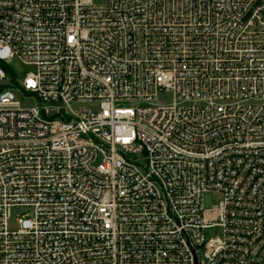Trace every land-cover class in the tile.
I'll use <instances>...</instances> for the list:
<instances>
[{"label": "built area", "instance_id": "2783aa9c", "mask_svg": "<svg viewBox=\"0 0 264 264\" xmlns=\"http://www.w3.org/2000/svg\"><path fill=\"white\" fill-rule=\"evenodd\" d=\"M13 59L0 264H264V0H0Z\"/></svg>", "mask_w": 264, "mask_h": 264}, {"label": "rangeland", "instance_id": "374dc122", "mask_svg": "<svg viewBox=\"0 0 264 264\" xmlns=\"http://www.w3.org/2000/svg\"><path fill=\"white\" fill-rule=\"evenodd\" d=\"M107 0H92V4L95 7H103L106 5ZM3 62H0L2 64ZM5 65V72L6 78L0 80V88H11L10 84L14 79L16 82L21 83L24 78L31 72H35L36 68L33 66H27L21 63L17 59H13L9 61V63H3ZM14 84V83H13ZM16 100L20 102L21 107L23 108H30L35 107L38 105V100L36 98L27 99L24 95L20 92L14 91ZM165 103H169L171 101V95L162 96L160 98ZM223 199L220 193H209L204 196V205L206 209H212L214 206L218 205L221 200ZM25 213H32V211L28 208L18 207L13 208L11 213V220L9 223V227L11 230H16L18 227L17 219L20 218ZM219 235V231L216 230L215 232H208L207 236L213 237Z\"/></svg>", "mask_w": 264, "mask_h": 264}, {"label": "trees", "instance_id": "16d2710c", "mask_svg": "<svg viewBox=\"0 0 264 264\" xmlns=\"http://www.w3.org/2000/svg\"><path fill=\"white\" fill-rule=\"evenodd\" d=\"M0 67H1V69L3 70V71H5L6 69H5V65L2 63V64H0Z\"/></svg>", "mask_w": 264, "mask_h": 264}]
</instances>
